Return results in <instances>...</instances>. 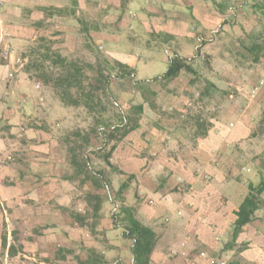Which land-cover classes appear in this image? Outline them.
Instances as JSON below:
<instances>
[{"label": "rangeland", "instance_id": "rangeland-1", "mask_svg": "<svg viewBox=\"0 0 264 264\" xmlns=\"http://www.w3.org/2000/svg\"><path fill=\"white\" fill-rule=\"evenodd\" d=\"M226 1L229 4L224 15L220 14L212 0H91L92 4L88 8L83 2V8L86 17L98 22L101 27V30L91 31L93 38L98 39L101 51L110 59H127L129 65L136 70V79L144 87L141 89L131 78L113 81L111 93L116 107L130 111L133 105L143 104L144 110L139 117L140 126L142 123V127H147L146 132L162 135L174 133L171 130L173 124H184V120L189 119L192 122L187 123L188 129L182 135L192 139L197 138L194 136L196 127L191 126L196 116H200L201 121L210 127L218 125L227 132L237 130L242 125L238 121L243 120L246 129H251L249 138L252 142L245 141L235 149L242 162L253 163L264 155V94L261 93L264 89V63L251 64L250 60L244 59L239 54L242 47L238 40L245 33L264 25V17L255 6L264 0H247L245 3L243 0ZM225 19L230 23H223ZM45 22L49 26L41 28V31H46L57 42L60 41L57 45L63 47V53L67 52L75 59L95 62V53L84 46L82 38L72 40L61 31V26L74 23L73 19L56 15ZM166 35L173 36L168 39L169 44L162 41ZM172 47L189 57L199 51L196 63L202 77L213 81L219 88L211 99L199 100L198 86L191 85L190 76L186 74H182L166 88L151 80L166 71L167 53ZM38 87L36 106L33 105L37 109L30 123L31 129H27L28 134L24 131L26 135H23L20 129L12 130V133L5 130L3 132L8 135L7 142L9 140L11 144H4L5 157L0 155L3 158L11 157L3 165L10 167L7 168L3 185L12 188L15 205H67L57 208L59 220L79 226L72 215L85 211V196L93 186L91 182L83 185L77 178H70L74 168L70 163L72 153L69 147L73 146L74 134L78 131H90L94 121L83 106L64 107L51 91L40 85ZM148 91H154L156 95L153 96ZM193 93L197 95L194 96ZM259 99L261 101L257 103ZM151 100L157 105L156 108H151ZM104 103L107 107L105 115H112L114 105L106 99ZM143 136L137 130L127 139L131 144L127 147L119 144L120 148L114 153L112 162L120 172L103 163L97 155H90L94 167L104 168L111 181L113 201L104 204L107 205V218L113 212L112 209L118 211L121 205L116 191L123 181L128 180L129 183L125 192L126 204L138 205L141 199L137 177L129 178L130 169L124 166L127 161L134 171L140 169L136 157L139 152L137 146L143 142ZM91 137V149L99 147L100 140L97 136L92 134ZM129 145L130 155H136L133 161L122 158V151H127ZM181 148L183 147L179 146ZM187 148H191L190 143ZM257 167L253 163V172L245 174V178L256 177L260 182L262 173ZM19 222L22 224L15 228L18 235L13 236L11 242L7 241L3 264H79V258H86L91 246L97 252L104 251L105 257L110 258H107V264H130L125 251V255L121 257L119 250L122 248L121 243L126 242L121 236V229L110 230L107 243L104 244L101 240L103 235L100 232L90 234L85 230L88 227H83L82 235L90 234L92 242L83 240V237L75 240L74 232H60L59 236H51L53 227L25 223L24 218ZM107 222L109 227V221ZM66 229L72 227L67 225ZM109 242L117 245L118 249L114 248L109 253ZM60 248L71 249L72 252L59 254Z\"/></svg>", "mask_w": 264, "mask_h": 264}, {"label": "crops", "instance_id": "crops-1", "mask_svg": "<svg viewBox=\"0 0 264 264\" xmlns=\"http://www.w3.org/2000/svg\"><path fill=\"white\" fill-rule=\"evenodd\" d=\"M0 2V155L5 157L4 144L7 146L9 140L7 142L8 135L3 132L12 133V130L20 129L23 135L28 134L27 129H31L30 123L37 109L33 105L36 106L35 96H38L39 87L25 72L27 59L22 57V53L41 32L35 23L47 20L40 8L67 7L71 0ZM79 2L80 8L85 6V0ZM73 20L74 23L61 26V31L76 40L82 35L81 27ZM2 37L13 46L15 56L12 59L2 54ZM15 57L22 58L23 65H16ZM121 61L130 64L127 59ZM10 73H13L12 77ZM261 93L264 94V89ZM238 122L242 125L235 131L227 132L223 127L214 125L206 136L194 139L183 136L184 128L177 127L179 124H173L171 130L174 133L163 135L146 132L147 127H142V123L137 129L139 135H144L143 142L137 146L139 152L136 158L140 169L134 171L127 161L124 168L136 175L141 194L138 205L131 206L136 210L137 217L159 236L152 254V264H210V259H223L227 264H264V191L261 195L263 206H260L253 221L244 227L235 240L232 236L236 211L249 192V184L259 183L256 177L246 179L244 176L253 172L254 162H242L235 147L245 141L252 142L249 138L251 129H246L243 120ZM137 130L131 132L121 144L126 147L131 144L127 139ZM189 143L190 149L187 148ZM179 146L183 148L179 149ZM130 147L126 148L128 152L122 151L123 160H135L136 155H130ZM119 148L120 145L115 154ZM7 168L10 167L0 166V264L5 263L3 238L11 242L13 236L18 235L15 228L22 224L19 222L22 218L25 223L53 227L51 236H59L60 232H74L75 240L83 237V240L92 242L91 232L86 236L83 232L82 235V227L59 220L57 208L67 205H15L12 188L3 185ZM25 223L24 226H27ZM67 225L72 229H66ZM121 244V257L126 254L131 263L129 243ZM109 245V253L114 248L118 249L117 245L110 242ZM203 252L206 253L204 257L201 255Z\"/></svg>", "mask_w": 264, "mask_h": 264}, {"label": "trees", "instance_id": "trees-1", "mask_svg": "<svg viewBox=\"0 0 264 264\" xmlns=\"http://www.w3.org/2000/svg\"><path fill=\"white\" fill-rule=\"evenodd\" d=\"M212 1L220 14L224 15L227 12L228 1ZM246 1L243 0L244 3ZM85 3L87 8L92 4L91 0H85ZM255 6L264 17V2ZM40 9L44 12L45 19L47 18L48 21L56 15L75 19L81 27L82 36L80 38L83 39L84 46L91 49L96 56L95 62L75 59L69 53H63V47L57 45L60 41L57 42L51 35L46 34V31H41L35 40L29 42L22 53V57L27 59L24 69L30 80L51 91L64 107L77 108L83 106L94 121L90 131L85 133L78 131L74 134L73 146L69 147V151L72 153L70 163L74 168L70 178H77L83 185L91 182L93 186V189L89 190L85 196V211L77 212L72 216L80 227H88L86 229L93 234H99L100 232L103 235L101 240L104 244L107 243V235L110 230L121 229L122 238L129 243L130 264H152V254L159 236L152 227L144 224L137 217L136 210L131 205L126 204L125 192L129 187L128 180L123 181L116 191L117 199L121 203L118 211L112 209L113 212L107 218L108 215L105 211L107 205L104 204L113 201L110 193L111 181L107 177L104 168L96 169L94 167L90 156L91 153L97 155L103 163L119 172L121 171L114 166L112 162L113 155L119 144L131 132L139 128V117L143 113L144 106L143 104L133 105L130 111L116 107L111 93V85L115 80L131 78L135 84L140 85L141 89H144V87L141 85V81L136 79V70L133 66L119 59H110L101 51L98 39H94L91 33L93 30H101V27L98 22L86 17L84 8H80L79 0H71L70 5L67 7L49 6ZM231 9L232 7L228 10ZM223 23L230 22L225 19ZM35 26L46 28L49 23L37 21ZM172 37V35H166L162 38L163 43L169 44L168 39ZM238 42L242 47L239 54L244 59L250 60L251 64L264 63V25L259 29L245 33L243 37L239 38ZM200 43L203 44V40L200 39ZM198 54L199 51L196 52V55L189 57L179 49L172 47L167 53L166 71L151 80L159 82L161 86L166 88L179 76L186 74L190 76V84L198 86L199 100L211 99L219 88L213 81L202 77L200 67L196 63ZM198 84H201V86ZM148 93L153 96L156 95L154 91H148ZM197 93H193V95L196 96ZM104 99L115 107L113 114L110 116L105 115L107 107ZM150 105L151 108L157 107L153 100H151ZM190 121L186 119L184 124H179L177 127L184 128L183 131H186L188 129L187 123H190ZM191 126L196 127L194 136L197 138L206 136L210 128V125L201 121L200 116L194 118V123ZM92 134H95L100 140V146L91 149ZM68 139L69 137H67V141ZM263 156L259 157L260 160L257 158L258 160L254 162L258 166V171L262 173V180L257 185L249 184V192L236 211L237 218L232 230L234 240L243 231L244 227L253 221L260 206H263L261 205L263 203L261 195L264 191ZM129 178L135 179L136 175L130 174ZM107 221H109V227H107ZM2 247L4 255L7 247L6 238H3ZM58 252L59 254L62 252L71 253L72 250L60 248ZM11 254H14V252ZM64 255H62L63 258ZM106 261L104 253L102 251L97 252L94 249H89L86 258H79V264H107ZM113 264L120 263L115 262Z\"/></svg>", "mask_w": 264, "mask_h": 264}, {"label": "built area", "instance_id": "built-area-1", "mask_svg": "<svg viewBox=\"0 0 264 264\" xmlns=\"http://www.w3.org/2000/svg\"><path fill=\"white\" fill-rule=\"evenodd\" d=\"M0 6H1V2H0ZM2 40H3V44H2L3 56L5 58L12 59L15 56V53H14V49H13L11 42L9 40H4L3 37H2ZM14 63L16 65H23L24 60L20 57H15ZM10 76L12 77L13 73H10ZM10 159H11L10 156L9 157L7 156L6 158H3L0 156V166H3ZM201 255L204 257L206 256V253L203 252L201 253ZM209 262L210 264H226V261L223 259H210Z\"/></svg>", "mask_w": 264, "mask_h": 264}]
</instances>
